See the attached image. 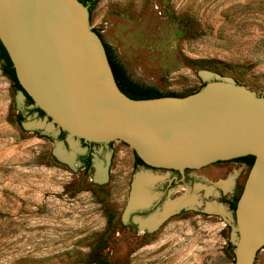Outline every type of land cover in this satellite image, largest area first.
Segmentation results:
<instances>
[{"label":"rangeland","instance_id":"374dc122","mask_svg":"<svg viewBox=\"0 0 264 264\" xmlns=\"http://www.w3.org/2000/svg\"><path fill=\"white\" fill-rule=\"evenodd\" d=\"M95 10L135 83L182 96L229 81L264 97V0ZM30 109L0 62V264H236L237 198L93 154L85 172L82 141Z\"/></svg>","mask_w":264,"mask_h":264},{"label":"water","instance_id":"95a60500","mask_svg":"<svg viewBox=\"0 0 264 264\" xmlns=\"http://www.w3.org/2000/svg\"><path fill=\"white\" fill-rule=\"evenodd\" d=\"M93 30L108 45L79 0H0V40L35 106L88 151L96 143L93 155L134 167L135 152L150 167L139 169L239 199L236 264H264V98L214 81L185 98L132 100ZM247 156L251 169L229 162Z\"/></svg>","mask_w":264,"mask_h":264},{"label":"trees","instance_id":"16d2710c","mask_svg":"<svg viewBox=\"0 0 264 264\" xmlns=\"http://www.w3.org/2000/svg\"><path fill=\"white\" fill-rule=\"evenodd\" d=\"M79 1L84 6H86L88 8L90 16H91L92 11H93L94 7L97 5L99 0H79ZM93 31L95 33H97V35L101 38V40L105 46L106 53L108 56V60H109L110 66L112 68V71H113L115 80L117 82V85L120 88L121 92L124 93L128 98H130L132 100H150V99H159V98H166V97L185 98V97L193 95V94H190V95L179 96V95H175V94H167V93H164V92L158 90L157 88L144 87V86H141V85L135 83L128 76L125 68L116 60L114 55H112L111 48L104 41L103 36L100 33L96 32L95 30H93ZM0 62L2 63V71H3L4 75L11 81L14 89L18 92H21L25 96V98L27 100V105L32 107V109H30L29 113L30 114L38 113L40 117H45L46 113L43 110H41L40 108L35 106V103L32 100V98L26 93V91L23 89V87L19 83L14 64L10 58L8 51L6 50V48L3 45L1 40H0ZM24 119L25 118L23 117V115L19 114L17 117V122L22 123L24 121ZM67 135H68L67 132L61 130V134H60L61 139L64 140L67 137ZM85 143H86V146H90V147L97 145L96 143H88V142H85ZM134 155H135L134 167L136 169H138L140 167L150 168L137 156V154L135 152H134ZM81 162H82V165H83L85 172H87L91 169L92 157L90 154H88L86 157H83L81 159ZM229 162L245 163L249 167V169H251L255 163V157L254 156H247V157L238 158V159H235V160L229 161ZM238 201H239V199L236 200L235 204L230 205L234 211H236V209H237Z\"/></svg>","mask_w":264,"mask_h":264},{"label":"flooded vegetation","instance_id":"af4514ba","mask_svg":"<svg viewBox=\"0 0 264 264\" xmlns=\"http://www.w3.org/2000/svg\"><path fill=\"white\" fill-rule=\"evenodd\" d=\"M88 147L90 148L89 151H88V154L91 155V154H92L91 149H92L93 146H92V147L88 146ZM88 154H87V155H88ZM226 163H228V162H226ZM242 164H244L247 168H249L245 163H242Z\"/></svg>","mask_w":264,"mask_h":264},{"label":"bare ground","instance_id":"6f19581e","mask_svg":"<svg viewBox=\"0 0 264 264\" xmlns=\"http://www.w3.org/2000/svg\"><path fill=\"white\" fill-rule=\"evenodd\" d=\"M147 198V197H146ZM143 201V200H142Z\"/></svg>","mask_w":264,"mask_h":264}]
</instances>
